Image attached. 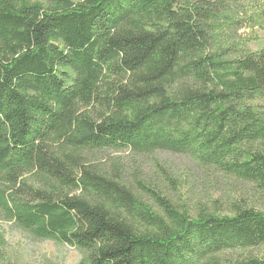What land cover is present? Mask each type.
Wrapping results in <instances>:
<instances>
[{"label": "trees", "instance_id": "1", "mask_svg": "<svg viewBox=\"0 0 264 264\" xmlns=\"http://www.w3.org/2000/svg\"><path fill=\"white\" fill-rule=\"evenodd\" d=\"M216 18L208 0H0V215L78 264H264L263 211L192 216L150 190L157 210L85 162L172 152L264 195V46L209 52Z\"/></svg>", "mask_w": 264, "mask_h": 264}, {"label": "rangeland", "instance_id": "2", "mask_svg": "<svg viewBox=\"0 0 264 264\" xmlns=\"http://www.w3.org/2000/svg\"><path fill=\"white\" fill-rule=\"evenodd\" d=\"M208 2L218 10V18L208 26L209 52L222 48L235 57L244 48L256 51L264 46V17L260 15L264 0ZM85 162L121 179L157 210L159 207L150 190L167 197L192 216L202 209L218 215H232L237 205L264 212V195L253 184L199 164L187 155L105 149L87 153ZM0 235L5 240L0 244V264H78L82 257L69 245L35 239L2 215ZM252 253L264 257V245Z\"/></svg>", "mask_w": 264, "mask_h": 264}]
</instances>
